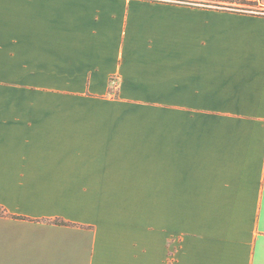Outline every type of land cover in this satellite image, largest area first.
<instances>
[{
	"label": "crops",
	"instance_id": "obj_1",
	"mask_svg": "<svg viewBox=\"0 0 264 264\" xmlns=\"http://www.w3.org/2000/svg\"><path fill=\"white\" fill-rule=\"evenodd\" d=\"M0 208V264H264V13L0 0Z\"/></svg>",
	"mask_w": 264,
	"mask_h": 264
},
{
	"label": "rangeland",
	"instance_id": "obj_2",
	"mask_svg": "<svg viewBox=\"0 0 264 264\" xmlns=\"http://www.w3.org/2000/svg\"><path fill=\"white\" fill-rule=\"evenodd\" d=\"M155 1H158V0H155ZM163 1H167V0H163ZM168 1H177L180 3L188 2L189 4H193L196 6H203L202 4H198L200 2H205V3L208 2L211 4L208 6L214 9L264 13V6H260L255 2L240 3L238 1H232V0H191L197 3H192L190 0H168ZM115 86L116 85L112 83V85L110 86L111 92L115 91Z\"/></svg>",
	"mask_w": 264,
	"mask_h": 264
},
{
	"label": "trees",
	"instance_id": "obj_3",
	"mask_svg": "<svg viewBox=\"0 0 264 264\" xmlns=\"http://www.w3.org/2000/svg\"><path fill=\"white\" fill-rule=\"evenodd\" d=\"M191 1V0H190ZM232 1H238V2H240V3H250V1H246V0H232ZM192 3H197V2H194V1H191ZM185 3V2H184ZM186 3H188V2H186ZM189 4V3H188ZM198 4H202L203 6H205V7H209L208 5H211L210 3H208V2H200V3H198ZM211 8V7H210ZM3 210L0 208V213L2 212Z\"/></svg>",
	"mask_w": 264,
	"mask_h": 264
}]
</instances>
